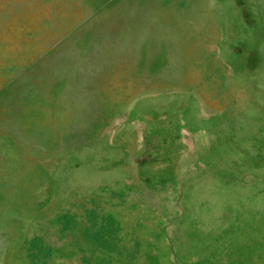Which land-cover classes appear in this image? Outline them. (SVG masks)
<instances>
[{"label":"rangeland","instance_id":"rangeland-1","mask_svg":"<svg viewBox=\"0 0 264 264\" xmlns=\"http://www.w3.org/2000/svg\"><path fill=\"white\" fill-rule=\"evenodd\" d=\"M0 264H264V0H0Z\"/></svg>","mask_w":264,"mask_h":264}]
</instances>
